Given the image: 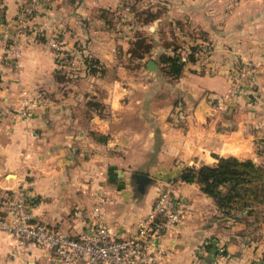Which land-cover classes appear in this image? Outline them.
<instances>
[{
  "label": "crops",
  "instance_id": "obj_1",
  "mask_svg": "<svg viewBox=\"0 0 264 264\" xmlns=\"http://www.w3.org/2000/svg\"><path fill=\"white\" fill-rule=\"evenodd\" d=\"M25 2L0 0V204L24 186L34 221L76 234L96 210L125 237L175 180L186 215L159 240L166 264H264V209L257 220L249 209L224 215L179 178L217 156L264 165V0H40L5 51ZM202 40L213 56L198 71L188 54ZM175 52L186 57L179 76L161 61ZM236 62L255 71L218 112ZM51 263L44 247L0 230V264Z\"/></svg>",
  "mask_w": 264,
  "mask_h": 264
},
{
  "label": "built area",
  "instance_id": "obj_2",
  "mask_svg": "<svg viewBox=\"0 0 264 264\" xmlns=\"http://www.w3.org/2000/svg\"><path fill=\"white\" fill-rule=\"evenodd\" d=\"M40 0H26L23 4L13 42L4 50L15 48L18 39L33 26ZM125 15H121L123 20ZM54 55L67 61L58 39L51 42ZM197 70L208 67L213 56L210 43L200 41L194 53ZM181 61L186 57L181 54ZM232 89L227 95L215 97L218 112L226 111L240 94L242 82L253 75L254 67L246 62H236L230 68ZM22 115H30L29 105L24 104ZM32 191L24 186L10 190L0 204V230L13 236L18 242L29 241L44 247L52 259L51 264H166V254L159 240L169 230L177 228L186 215V204L177 190L175 180L165 182L155 197L149 212L140 219L125 237L117 236L110 226L93 211L94 221L85 225L76 234L48 228L33 220L31 214Z\"/></svg>",
  "mask_w": 264,
  "mask_h": 264
},
{
  "label": "trees",
  "instance_id": "obj_3",
  "mask_svg": "<svg viewBox=\"0 0 264 264\" xmlns=\"http://www.w3.org/2000/svg\"><path fill=\"white\" fill-rule=\"evenodd\" d=\"M138 46L147 48L141 41L138 42ZM192 50L188 54V59L195 61L194 53L197 46ZM63 53L66 57L69 56L64 50ZM181 54L175 52L172 56L161 58V61L169 67L170 75H180L183 65ZM86 62L91 71H97L96 60L86 59ZM216 160L214 165L186 167L179 178L184 182L198 183L201 190L214 200L222 214L235 215L239 211L249 209L243 217L257 220V213L264 209V165L234 156H217ZM246 224L249 225V222L246 221Z\"/></svg>",
  "mask_w": 264,
  "mask_h": 264
},
{
  "label": "water",
  "instance_id": "obj_4",
  "mask_svg": "<svg viewBox=\"0 0 264 264\" xmlns=\"http://www.w3.org/2000/svg\"><path fill=\"white\" fill-rule=\"evenodd\" d=\"M149 65H151L149 66L150 68H154V63L152 61L149 62Z\"/></svg>",
  "mask_w": 264,
  "mask_h": 264
},
{
  "label": "rangeland",
  "instance_id": "obj_5",
  "mask_svg": "<svg viewBox=\"0 0 264 264\" xmlns=\"http://www.w3.org/2000/svg\"><path fill=\"white\" fill-rule=\"evenodd\" d=\"M144 45V44H143ZM141 47H142V44H141Z\"/></svg>",
  "mask_w": 264,
  "mask_h": 264
}]
</instances>
